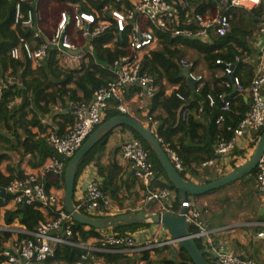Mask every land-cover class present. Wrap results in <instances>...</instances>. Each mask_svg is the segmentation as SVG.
<instances>
[{
    "label": "built area",
    "instance_id": "1",
    "mask_svg": "<svg viewBox=\"0 0 264 264\" xmlns=\"http://www.w3.org/2000/svg\"><path fill=\"white\" fill-rule=\"evenodd\" d=\"M187 0H93L97 7H91L89 12L78 10L77 4L66 3L57 12V20L47 29V35L40 26L39 0H17L14 6L13 27H21L32 32L31 42H20L12 47L9 55L18 60L25 57L33 67H37L47 56L49 50L56 52V59L60 67L75 70L76 62L81 64L84 56L93 54L90 42L108 30L115 31V37L109 43L114 47L117 36H124L123 53L113 61L109 67L111 80L105 87L94 92L92 100L88 103H77L70 106V114L74 122L67 127L63 134L55 128L49 127L45 139L55 153V157L47 159L34 172L21 175L17 171L9 173L10 182L4 189L5 197L9 200L2 207L5 211H12L17 206H37L43 213L44 219L32 230L23 228L0 230L14 231L24 235L23 238L14 239L6 246L0 256V264H44L53 257L54 249L58 246H69L81 249L83 252L75 262L70 264H89L96 255L103 254H135L153 255L157 249L173 247L178 250L177 243L169 236L159 240L147 239L137 243L133 235L117 236L111 233H101L96 239L86 243L72 241V219L65 211L62 198L57 191L47 189L50 178H60L64 167L76 152L82 147L91 133L103 123L106 111L114 109L119 115L129 116L126 97L131 90L137 89L134 96L139 99H151L155 92L152 78L142 70L141 61L148 52L154 49L158 42L157 34H164L171 38L185 40H198L203 43L210 41L212 36L223 38L231 28L229 9H243L251 13L259 8L262 0H219L217 9L212 13L185 12ZM29 3V7L24 5ZM184 9V11H183ZM259 24V56L253 71L248 88H243L237 77H232L234 66L232 64L216 61L217 65L224 68V74L231 77L229 84L234 89L237 97L247 93L249 107L245 116L233 127L229 125L227 131L231 137H219L214 147L218 157L230 154L241 141L247 140L248 145L253 144V151L260 135L264 130V15ZM248 61V59H246ZM239 59H235V63ZM181 67L187 71V78L195 84L199 91L204 85V76L192 70V65L184 60ZM17 79L10 73L0 76V100L4 88L13 84ZM225 83L226 87H229ZM209 105L214 100L207 97ZM218 99L222 102L221 112L230 111V102L225 101L223 95ZM57 112L58 108H54ZM62 112V110H60ZM186 113H183L184 120ZM149 120H151L149 118ZM225 122L223 115L219 116L216 124ZM41 124H49L46 118L41 119ZM248 147V146H247ZM178 172L182 167L176 155L169 148L164 149ZM251 155V154H250ZM120 156L129 164L133 176L144 184L146 203L163 202L171 199L172 194L167 189H151L150 181L153 178V164L140 142L131 139L120 145ZM250 157V156H249ZM216 158L209 159L202 164L209 168L216 164ZM255 187L261 198L264 210V148L255 169ZM4 197V198H5ZM76 210L90 218H102L108 202L99 187L92 182L84 193L74 202ZM184 209V218L188 224V232L194 242L203 246H212V231L208 229L203 217L207 214V205L186 198L180 201L179 210ZM163 210L173 213L170 209ZM4 211V212H5ZM177 211L175 214H178ZM252 227L264 229V222L258 221ZM264 238V230L257 234ZM212 264H259L252 259L240 258L224 253L215 252ZM60 264H67L65 262ZM211 264V263H210Z\"/></svg>",
    "mask_w": 264,
    "mask_h": 264
},
{
    "label": "trees",
    "instance_id": "2",
    "mask_svg": "<svg viewBox=\"0 0 264 264\" xmlns=\"http://www.w3.org/2000/svg\"><path fill=\"white\" fill-rule=\"evenodd\" d=\"M16 1L0 0V76L10 73L17 79L13 84L4 88L0 100V142L7 145L4 149L0 148V165L7 160V156L2 150L8 149V151L17 152L21 157L32 156L33 160L29 164L32 168H37L47 159L55 157L53 149L45 139V133L49 127L42 125L40 119L50 117L55 125L52 127L56 128L59 134H63L65 129L74 122L69 111L70 106L81 102H90L94 92L105 87L111 80L109 67L123 53L124 36H117V42L112 48L108 45L116 36L113 29L94 38L90 42L93 54L84 56L77 70L71 71L60 67L56 59V52L53 50L48 51L47 56L34 70L31 62L25 57L14 60L9 55L10 49L18 46L20 42L32 41L31 31L13 27ZM56 1L62 6L66 3L77 4L78 10L82 12H89L91 7H97L93 0ZM218 2L219 0H187L185 12L190 10L199 14L212 13L217 9ZM24 7H29V3H26ZM227 13L231 17V28L225 37L212 36L209 42L203 43L198 40L173 39L158 33L156 47L144 55L141 61L142 70L152 78L155 87V92L150 99L148 114L156 126L154 135L160 141L163 149L167 147L176 155L182 167V171L179 173L183 178L185 171H191L194 177L200 179L203 174L200 169L201 165L205 161L217 157L214 153L217 139L221 136L229 139L231 132L227 131V127L229 125L234 127L245 116L249 107L245 98L237 97L233 92L229 85L231 77L224 74L223 66L217 65L216 61L232 64L234 66L232 77H237L243 88L249 87L253 77V66L247 63L246 59L255 54L251 45L256 38L259 24L263 20L264 0H262L261 6L251 13L238 8L229 9ZM236 58L239 59L237 63H235ZM182 60L190 63L193 71H196V67L201 65L209 72L221 70L223 76L215 77L212 74L211 82L205 81L199 91H192L180 77L182 73L180 62ZM225 83L229 87H226ZM168 86H177V89H173L167 95ZM136 91L137 89L131 90L126 98L129 100ZM219 95H223L225 101L230 102L229 112H221L223 104L218 99ZM208 96L214 100L212 106L209 105ZM54 107L61 108L64 111L63 114L52 116ZM197 111L206 115L207 124L205 126L194 119L191 112ZM183 113H186L184 120L182 119ZM118 115L117 112L109 109L106 111L103 122ZM221 115L224 116L225 122L218 125L216 120ZM32 129L37 130L36 134L32 133ZM124 129L132 134L134 140L140 142L153 164L154 175L150 181V188L167 189L171 193H175L178 199L177 190L168 181L149 146L132 129L129 127H124ZM200 129H204V131L199 133ZM263 131L261 130L259 135ZM107 137L79 162L75 172L74 191L77 177L92 161L93 155L103 149ZM188 142L192 146H187ZM6 171L10 172V168L7 167ZM99 171L102 172V169ZM208 174L206 171L204 176L207 178L204 179L202 185L220 178L219 176L216 179H211ZM252 174L255 177V171ZM11 179L9 174L6 176L0 172V189H4ZM106 179V185L109 181L113 186L112 179L108 180V176ZM60 185L64 190V173L54 183V187H60ZM51 186V181H48L47 189ZM99 187L104 194H107L104 184ZM8 200V197L0 198V209ZM176 206L177 200L172 206V211ZM43 219L44 213L37 206H17L12 211H5L0 220L3 221L5 227H11L16 223L20 228L32 231ZM147 226L150 225H117L108 230L96 231L72 222V241L86 243L90 239L98 238L101 233H108V231L117 236H126ZM10 235L5 231H0V254L5 249V244L11 240ZM17 236L18 238L25 237L21 234ZM195 244L201 250L196 242ZM82 252L79 248L58 246L54 249L53 257L47 259L44 264L63 262L70 264L75 262ZM123 255L103 254V258L108 264V261L109 263L118 262ZM155 255L156 259L150 261L151 264H192L181 249L176 251L171 247H163L157 249ZM1 260L3 258L0 256Z\"/></svg>",
    "mask_w": 264,
    "mask_h": 264
},
{
    "label": "crops",
    "instance_id": "3",
    "mask_svg": "<svg viewBox=\"0 0 264 264\" xmlns=\"http://www.w3.org/2000/svg\"><path fill=\"white\" fill-rule=\"evenodd\" d=\"M39 9H40V3H39ZM42 30H44L43 32L44 35L48 34V32L43 27ZM251 47L252 50L255 52V54H253L251 57L249 56L247 58L248 61L246 62L253 66V71H254L259 56L258 34L256 35V40H254ZM76 65L77 66L75 70H77L80 67V64L78 62H76ZM32 68L34 70L36 69V67L33 66ZM183 71L184 69L182 68V73L180 77L185 81L186 85L191 89V87L187 84V79H186L187 76L183 77L184 75ZM194 72L203 75L204 80L205 81L209 80V82H211L212 74L215 77L223 76V72L221 70L209 72L204 66L201 65L197 66L196 71ZM173 89H177V86L175 87L168 86L166 90V94L169 95ZM194 90H195V86H194ZM242 97L245 98L249 103V97L247 93L242 95ZM126 104L129 109V117H131L132 119L140 123L142 126H144L145 128L149 129L151 132L154 133L156 128L155 123L149 120L148 117L150 110V99L147 98L139 99L136 96H132L129 100L128 98L126 99ZM54 108H58V111L55 112ZM54 108L52 111V116L63 114L64 111L61 108L59 107H54ZM60 110H62V112H60ZM191 113L193 114L194 119L198 121L201 125L205 126L207 124V118L204 113L199 111L191 112ZM43 118H46V120L49 121V124L48 125L44 124V126L52 127V125H54L50 117H43ZM41 119H40V123H41ZM124 127L125 126H119L108 135L107 139L104 142L103 149L101 151L96 152L93 155L92 161L81 171L76 181V186L74 191V202L76 201L77 198H79V196H81L84 193V191L92 182H96L99 185L104 184V186L107 188V194L104 195L106 201L108 202V208L104 213V217L118 215L115 213H119L120 215H122L130 212H134V213L145 212L148 214L167 212L163 210V207L168 208L172 211V206L176 200H177V206L175 210L173 209L172 212L175 213V211H180L179 203L181 201V198L178 195V199H177L175 193H171L172 197L168 201L151 202V203L145 202L144 196L146 194V191L144 184L133 176L129 164L126 161H124L120 156V145L128 140L133 139L132 134L128 130L124 129ZM203 131L204 129L202 130L200 129L199 133H202ZM36 132L37 130L32 129L33 134H36ZM187 146H192V144L188 142ZM251 146L253 148L254 145L253 144L248 145L247 140L241 141L238 144V146L227 156L224 157L217 156L216 157L217 161L214 166L209 168H203L201 165L200 169L201 170L212 169L214 171V174L210 178L214 176L216 177L220 176L221 178L222 176L231 172L234 167L243 164L247 160V158L251 154V152H249L252 149ZM5 147H7V145L4 144L3 142H0V148L4 149ZM2 151L4 152V154H6L7 160L0 165V172L6 176L12 171H17L20 175H25L34 172L38 168V167L32 168L31 165L29 164L30 161L33 160L32 156L25 155L21 157V155L18 154L17 152L8 151V149ZM235 151H238L241 154ZM7 167L10 168V172L6 171ZM100 169H102V172L99 171ZM107 176H108V180L112 179L113 186L110 185L109 181L108 184L106 185L105 181L107 180L106 179ZM216 177L214 178L216 179ZM246 177L249 178L247 180L251 179L252 182L251 193L256 196V200L255 202H253L252 205L255 210V214L257 215L256 219L255 216L251 220L245 219V220L229 221V219H227L228 222L226 223L224 222L225 219L222 216H220V213H218L216 210L217 207L216 203L220 200L219 197L216 198L214 201L213 200L205 201L203 200V198H208V196H210L209 193H208L209 195L205 194L203 196H196L199 198H195L192 195L187 196L188 199L194 200L195 202L199 203L200 206L202 204L207 205V214L205 217H203V219L205 220L208 229L212 231L211 239L213 244L212 246H205V247L203 246L202 243L197 242V244L201 249L200 251L204 253L205 258L211 264L213 263V260L215 258L216 255L215 252L219 253L220 251L230 254L232 256L252 259L259 264H264V238L257 237V234L263 231L264 229L251 226L253 223H256L258 221L264 222V210L262 209L261 206V198L259 197L255 187L254 174H250ZM184 178L198 185H202V182L207 177L201 176L200 179H198L193 176L191 171H185ZM50 179L51 180L49 181H51L52 186L49 189H51L52 191L53 190L57 191L58 195L62 198L64 203L65 189L63 190L61 185L60 187H54L55 181H57L59 178L57 179L50 178ZM239 182L240 181H237L232 184L238 185ZM224 188H222V190ZM219 191H221V189L216 190V192ZM5 210L6 208L0 209V219H2ZM147 225L150 226L141 227L137 229L133 234H131L134 236L137 243H142L145 240L152 238H157L159 240H162L169 236L162 227L151 224H147ZM3 226H4L3 221L0 220V227L4 228L5 226L4 227ZM11 227L20 229V227L17 226L16 223H14ZM109 233L110 231H108V234ZM6 244L5 247H7ZM154 259H156L155 253L151 256L148 254L142 255L141 253H135V254L130 253L123 255L121 257V260H119L118 262L109 263L108 261V264H151L150 261H153ZM89 264H107V263L105 262L103 255H96V258H94V260H92V262ZM168 264H172V263H168Z\"/></svg>",
    "mask_w": 264,
    "mask_h": 264
},
{
    "label": "water",
    "instance_id": "4",
    "mask_svg": "<svg viewBox=\"0 0 264 264\" xmlns=\"http://www.w3.org/2000/svg\"><path fill=\"white\" fill-rule=\"evenodd\" d=\"M183 74V77H186L187 71L184 70ZM186 79L187 84L192 90H194V82L187 77ZM233 92H235L234 89ZM119 126L129 127L149 146L159 165L163 169L168 181L177 190L182 201H185L188 195L203 196L227 187L252 174L256 169L258 160L264 148V131L261 133L251 156L243 164L234 167L231 172L206 185H198L184 179L174 167L172 161L166 151L162 148L160 141L156 138L154 133L129 116L118 115L103 122L91 133L82 147L67 163L64 172V209L71 216L74 223L90 227L96 231L108 230L117 225H157L162 227L169 237L177 243L178 251L181 249L186 253L192 264H210L205 259L204 253L198 249L189 235L188 224L184 218V209H181L178 214L170 212L153 214L145 212H130L104 218H90L76 210L74 206V182L76 178L75 172L79 162L83 160L98 143L105 139ZM4 197L5 192L4 190H1L0 198L3 199ZM171 248L175 249L173 247Z\"/></svg>",
    "mask_w": 264,
    "mask_h": 264
},
{
    "label": "rangeland",
    "instance_id": "5",
    "mask_svg": "<svg viewBox=\"0 0 264 264\" xmlns=\"http://www.w3.org/2000/svg\"><path fill=\"white\" fill-rule=\"evenodd\" d=\"M39 3H40L39 17L41 19L40 26L43 27L45 30L50 29L51 26L56 22L57 12L59 9L62 8V5L58 3L56 0H39ZM206 171L209 173L208 174L209 177H211L214 174V171L212 169H208ZM206 171L204 172V170H201V172L203 173L201 176H204L206 174ZM214 177H212L211 179H214ZM247 179L249 178L245 177L244 179L239 180L240 182L238 183V185L232 184L231 186H228L223 190L221 189V191L219 192L210 194L208 198H203V200L205 201H211V200L214 201L216 198L218 197L220 198V200L216 203L217 206L216 210L218 213H220V216H222L225 219L224 222L227 223L228 222L227 219H229V221H237V220H245V219L251 220L253 219L254 216L255 219L257 218V215L255 214V210L252 206L253 202H255L256 200V196L251 193V187H252L251 179L250 180ZM115 214L120 215L119 213H115ZM9 229H12V227ZM0 231H4V230H0ZM5 232L11 234L10 238L13 237L11 238L10 241H8V243H11L14 240V237L16 239L17 233H14V231L6 230ZM7 246H9V244H7Z\"/></svg>",
    "mask_w": 264,
    "mask_h": 264
}]
</instances>
